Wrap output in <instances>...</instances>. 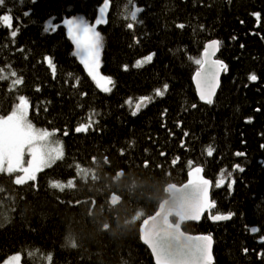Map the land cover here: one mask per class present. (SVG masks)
Segmentation results:
<instances>
[{
  "label": "trees",
  "instance_id": "obj_1",
  "mask_svg": "<svg viewBox=\"0 0 264 264\" xmlns=\"http://www.w3.org/2000/svg\"><path fill=\"white\" fill-rule=\"evenodd\" d=\"M101 6L6 0L0 7V15L13 16L11 29L0 26V69L9 77L0 80V116L23 96L28 120L63 145V157L35 181L16 183L14 173L0 171V264L16 253L21 264H156L140 226L169 196V184L183 183L196 167L213 182L211 214L232 217L213 222L205 212L183 229L213 236L214 264H264V0H134L142 11L132 29L125 0H111L107 22L96 26L103 39L98 71L112 79L111 92L88 74L64 24L76 17L94 24ZM49 19L55 30L45 32ZM215 39L228 65L206 104L192 76L205 43ZM149 55L151 62L135 67ZM17 78L23 82L13 86ZM144 96L151 101L133 116L128 101ZM89 120L87 133L75 132ZM221 173L228 184L217 187ZM55 182L63 191L50 186Z\"/></svg>",
  "mask_w": 264,
  "mask_h": 264
},
{
  "label": "snow or ice",
  "instance_id": "obj_2",
  "mask_svg": "<svg viewBox=\"0 0 264 264\" xmlns=\"http://www.w3.org/2000/svg\"><path fill=\"white\" fill-rule=\"evenodd\" d=\"M6 0H0V7L4 6ZM134 0H125V7L123 9L124 18L130 20L127 23V28L132 29L134 22L138 19V14L142 11L139 7H133ZM111 6V0H103V6L98 8V18L95 19L94 24H89L83 18L67 19L64 24L67 26L68 32L71 35L75 45V55L81 60V63L88 70V74L96 82L97 86L104 92H111L110 85L113 81L110 77H106L100 74L98 71L100 66V53L103 47V39L100 33L96 30V26L107 22V11ZM24 15H29L25 12ZM54 19V18H52ZM52 19H49L44 25V31L50 32L55 30ZM13 16L11 10H8L6 14L0 15V26L12 28ZM183 28L184 25H179ZM19 29L11 32V36L15 38ZM219 41H213L208 44L204 56L207 58L212 55L215 50L219 48ZM22 51V50H21ZM48 66L51 67L53 74L55 73V66L51 57H46ZM152 55L145 58V61H137L135 67L139 68L144 62H151ZM197 64L202 63L201 60H196ZM226 69V65L220 61H211L208 64V69L205 73L197 72L198 86L200 87V99L205 100L207 103H212V95L217 83L218 73ZM12 77H16L15 71L10 74ZM9 77L3 74V69H0V80L8 79ZM250 80L255 81L257 79L255 74L249 77ZM23 82L22 78L12 80V85H19ZM168 85L163 86V90L157 89L155 94L157 96H164L167 91ZM19 102L15 106V110L6 117L0 116V171H7L9 174L13 172H21L23 175L16 177V183H27L28 181L36 180V173L41 171L44 167L45 149L49 154L54 155L57 159L63 157V145L57 141L54 147H33L34 142L37 139H45L50 133L47 131H37L33 128V125L27 121V113L30 108L28 100L20 96ZM151 101V97H143L140 102L133 105L132 101H128L129 106L133 109L132 115L135 116L147 102ZM92 127V121L89 120L86 124H81L75 128L76 133H87L89 128ZM67 135V133H65ZM30 146L32 160L36 163L34 166L23 167L22 157L24 154L25 146ZM213 149L209 147L207 149V155L211 156ZM163 155V153H162ZM236 155H243L237 153ZM176 161H173L175 163ZM7 164V168H5ZM239 171H244L239 165L235 166ZM203 169L196 167L190 172L191 179L183 188L178 189L180 193L176 197L177 211L175 215L181 220H197L207 210L214 207V203L210 200V186L211 181L205 179L201 173ZM231 173H229V177ZM226 182V178L223 173L220 174L216 186L219 187ZM235 181L231 180V184L234 185ZM53 188H59L63 191L64 185L60 183H50ZM176 186H170V190L173 191ZM168 212L158 213L151 221H145L146 230L142 236L143 242L152 250L156 264H211V236L200 237H185V234L180 231L179 224L169 222ZM228 216L217 215L213 217L215 220H224L230 218ZM253 232L257 229L253 228ZM264 242V241H262ZM247 252V249H245ZM264 255V254H262ZM21 259L19 255L12 257L8 264H16Z\"/></svg>",
  "mask_w": 264,
  "mask_h": 264
},
{
  "label": "water",
  "instance_id": "obj_3",
  "mask_svg": "<svg viewBox=\"0 0 264 264\" xmlns=\"http://www.w3.org/2000/svg\"><path fill=\"white\" fill-rule=\"evenodd\" d=\"M213 41H219L218 39H215V40H209V41H207L206 43H205V47H204V49L202 50V52H201V55H202V63H201V65H200V69H198V70H196L195 72H194V74H193V85H194V87H195V89H196V95H197V97L200 99V87L198 86V78H197V72H201L202 74L203 73H205L206 71H207V69H208V64L211 62V61H213V60H215V61H219L217 58H216V56L218 55V53H219V51H220V44H219V48L217 49V50H215L214 51V53L212 54V55H210V56H208L207 58L204 56V52L206 51V50H208V51H211V50H209L208 48H207V46H208V44H210V43H212ZM224 72H226V70L225 69H222L219 73H218V76H217V83H216V87H215V89H214V94L212 95V97H211V99H212V103H213V101H214V99H215V95L217 94V92H218V90H219V88H220V84H221V78H222V74L224 73ZM257 80V79H256ZM255 80V81H256ZM144 97H147V96H144ZM140 100L141 99H139V100H137V102H140ZM201 100V99H200ZM202 102H204V103H206V104H209V103H207L205 100H201ZM136 102V103H137ZM148 103V102H147ZM146 103V104H147ZM212 103H210V104H212ZM145 104V105H146ZM145 105H143L142 106V108L141 109H144V107H145ZM194 170V169H193ZM193 170H191L190 172H192ZM201 175L205 178V179H207V180H209V181H211L209 178H207L205 175H204V173L202 172L201 173ZM191 179V177H190V173H189V175H188V177H187V179L183 182V183H181V184H175V183H170L169 184V186L167 187V191H168V197L167 198H165V199H163L161 202H160V204L158 205L159 207H158V209H157V211L155 212V213H153V214H151L150 216H148L147 218H145L144 220H143V222H142V224H141V226H140V238H142V236H143V234H144V232H145V230H146V225H145V221H151V219L153 218V216H155L156 214H158V213H164V212H168V213H170L169 214V217H168V219H169V222L170 223H174V224H179V223H177L176 221H174L173 220V217H175L179 222H180V224H179V226H180V231H182L184 234H185V237H200V236H211L212 237V246H211V257H212V260H211V264H214V256H213V248H214V238H213V236L212 235H210V234H208V233H193V234H191V233H189V232H186L184 229H183V227L181 226V224L182 223H190V222H199L200 220H201V218L205 215V212H207V214H209V216H210V218H211V221H224V220H215V219H213V217H215V216H217V215H223V216H228L229 214H220V213H216V214H213V215H211L210 214V211L212 210V208H210V209H207L201 216H200V218L199 219H197V220H183V221H181L176 215H175V213H176V211L178 210L177 209V205H176V197L177 196H179L180 195V193L177 191L178 189H181V188H183V186L185 185V184H187L188 182H189V180ZM172 185H175L176 186V188L175 189H173V191H171L170 190V186H172ZM212 185H213V182H211V186H210V193H209V195H210V200L212 199V197H211V194H212V192H211V189H212ZM120 202V197L117 195H112L111 196V203L113 204V205H117V203H119ZM211 202H212V200H211ZM212 203H214V202H212ZM214 205H216V203H214ZM232 217V215H230V218ZM253 228H255V229H257V226L256 227H252L251 228V233H257V231H255V232H253L252 231V229ZM263 238L264 237H262V238H260L261 240H263ZM259 239V240H260ZM143 241V240H142ZM144 243V242H143ZM145 244V243H144ZM146 245V244H145ZM147 247H148V249H150V247L148 246V245H146ZM150 251H151V254H152V256H153V259L155 260V263H156V259H155V256H154V254H153V252H152V250L150 249Z\"/></svg>",
  "mask_w": 264,
  "mask_h": 264
},
{
  "label": "rangeland",
  "instance_id": "obj_4",
  "mask_svg": "<svg viewBox=\"0 0 264 264\" xmlns=\"http://www.w3.org/2000/svg\"><path fill=\"white\" fill-rule=\"evenodd\" d=\"M76 18H83V17H76ZM74 19V18H72ZM84 19V18H83ZM86 22H88L86 19H84ZM89 23V22H88ZM90 24V23H89ZM70 35V34H69ZM71 36V35H70ZM101 61V60H100ZM100 74L102 75V73L100 72ZM104 76V75H103ZM29 112V111H28ZM28 115V113H27ZM27 121L30 122L28 120V117H27ZM31 123V122H30ZM32 124V123H31ZM33 125V124H32ZM33 128L37 131H47L48 133H50V135L45 138V139H37L35 142H34V146L33 147H44V146H51V147H54L55 144H56V140L51 136L52 135V131H48V130H44V129H41V128H36L33 126ZM56 160H58L54 155L52 154H49L47 152V149H45V156H44V167H47V166H50L52 165L53 162H55ZM35 161L32 160V156H31V151H30V146L26 145L25 148H24V154H23V157H22V164H23V167H28V166H34L35 165ZM7 164H5V168H7ZM43 167V168H44ZM4 172H7V171H4ZM39 172V171H38ZM37 172V173H38ZM15 174V179L16 177L20 176V175H23V173L17 171V172H13ZM36 173V175H37ZM57 183H60V182H57ZM62 184V183H60ZM16 255H19L21 257V255L19 253H16V254H13L11 257H9L7 260H5L4 262H2L1 264H8V262L12 259V257L16 256ZM16 264H21V259L16 262Z\"/></svg>",
  "mask_w": 264,
  "mask_h": 264
},
{
  "label": "bare ground",
  "instance_id": "obj_5",
  "mask_svg": "<svg viewBox=\"0 0 264 264\" xmlns=\"http://www.w3.org/2000/svg\"><path fill=\"white\" fill-rule=\"evenodd\" d=\"M216 58H217L220 62H223L224 65H226V69H225V70H226V72H227V65H228V64H226V63H227L226 59H225L224 57H220L219 54L216 56ZM201 60H202V56H201ZM200 65H201V63L199 64V67H198L196 70L200 69ZM196 70H195V71H196ZM210 214H211V212H210ZM215 214H216V213H215ZM220 214H222V213H220ZM224 214H231V213H224ZM211 215H212V214H211ZM231 215H232V214H231ZM253 227H255V226H253ZM251 228H252V227H251ZM257 230H258V227H257ZM250 231H251V229H250ZM262 237H264V236H262ZM262 237H261V238H262ZM259 239H260V238H259ZM262 241H264V238H263V240H261V239L259 240L260 243H264V242H262Z\"/></svg>",
  "mask_w": 264,
  "mask_h": 264
},
{
  "label": "flooded vegetation",
  "instance_id": "obj_6",
  "mask_svg": "<svg viewBox=\"0 0 264 264\" xmlns=\"http://www.w3.org/2000/svg\"><path fill=\"white\" fill-rule=\"evenodd\" d=\"M218 54H219V53H218ZM224 184H228V183H227V180H226V182H225ZM224 184H222V185H224ZM212 202H214V199H213ZM214 203H215V202H214ZM216 205H217V203H216ZM216 205L212 208V210L216 207ZM212 210H211L210 212H212Z\"/></svg>",
  "mask_w": 264,
  "mask_h": 264
}]
</instances>
